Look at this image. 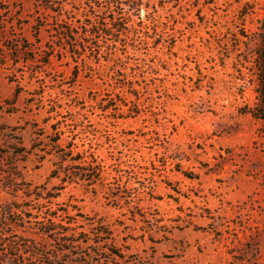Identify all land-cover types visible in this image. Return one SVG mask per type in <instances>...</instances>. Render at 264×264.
I'll return each mask as SVG.
<instances>
[{
    "label": "rangeland",
    "instance_id": "1",
    "mask_svg": "<svg viewBox=\"0 0 264 264\" xmlns=\"http://www.w3.org/2000/svg\"><path fill=\"white\" fill-rule=\"evenodd\" d=\"M123 3L111 28L105 0H0V210L56 215L62 264H264V0ZM56 131L104 165L94 190L51 177ZM21 216L5 264L23 237L62 248Z\"/></svg>",
    "mask_w": 264,
    "mask_h": 264
},
{
    "label": "trees",
    "instance_id": "2",
    "mask_svg": "<svg viewBox=\"0 0 264 264\" xmlns=\"http://www.w3.org/2000/svg\"><path fill=\"white\" fill-rule=\"evenodd\" d=\"M36 1L44 4L45 9L49 11L50 14L57 15L58 12L56 11V5H59L64 0ZM105 2L109 3V10L111 12V17L109 18L112 28L113 26L119 24L121 20L120 15L124 12V3L123 0H105ZM135 5V2L128 5L129 13L133 8H135ZM260 29L261 32L258 33L256 38L252 41L255 45L254 61L259 66L257 88L258 102L256 103V107H264V18L261 21ZM45 64L49 65L48 61ZM18 95L19 93L18 91H16L14 95L15 97L9 100V103L8 101H5L4 104H8L10 106L9 108L13 107L14 103L18 99ZM4 108V105L0 104V111L4 110ZM13 110L14 109H12V111ZM62 134V132L56 131L53 134L54 137H50L52 139H50L49 141L50 149L48 150V154H52L55 157L54 165L56 166V168L53 169L51 173V177L60 178L62 183L79 182L82 183V185L94 190V185L101 178V174L104 170V165L102 164V162H98V157H95L92 154H88V152L86 151L81 153H74V143L72 141H68L66 145L61 144V138L59 136ZM8 187L9 189H12L14 191L20 190L18 189L14 178L9 181ZM30 187L31 185L28 184V197H31L32 194H34V191H30ZM36 189L39 190V188H35V190ZM51 197L53 196L48 197V195L44 196L39 193L37 194L36 199H47ZM26 204L14 205L13 203H10L9 205H5L2 207V209L0 210V239L2 241H5V238L8 237L7 234L9 233L7 232V227L14 224L9 220V215L13 214L24 216L23 220H25V217L29 218L30 223H37L40 226L41 234L45 236V239L56 238L59 242L62 241L64 245L60 249H54V247L49 249L47 246V241L43 244L27 237H23L24 239H20L19 243H17L16 241H14L13 243H9V264H62L60 256L65 254L68 255L71 252V249L69 247H65L73 243L72 240L69 239L70 237H66L68 236V230H70V228L64 227L60 223H57V221H54V216L56 215L51 214L48 215V218H45L43 221H33L32 218H34L36 215L29 213L31 209ZM67 221L68 224L72 223L69 219ZM14 250L18 253H14L11 255L10 252ZM108 255L109 257L107 260V264H111V262L116 260V257H119V254L115 251H110ZM5 257L6 248L1 249L0 244V264H5ZM99 262L100 264H104L103 261Z\"/></svg>",
    "mask_w": 264,
    "mask_h": 264
}]
</instances>
